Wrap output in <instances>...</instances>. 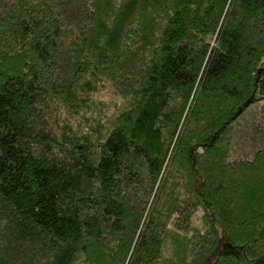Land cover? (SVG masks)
I'll list each match as a JSON object with an SVG mask.
<instances>
[{
  "label": "trees",
  "instance_id": "16d2710c",
  "mask_svg": "<svg viewBox=\"0 0 264 264\" xmlns=\"http://www.w3.org/2000/svg\"><path fill=\"white\" fill-rule=\"evenodd\" d=\"M264 0H0V264H264Z\"/></svg>",
  "mask_w": 264,
  "mask_h": 264
},
{
  "label": "rangeland",
  "instance_id": "374dc122",
  "mask_svg": "<svg viewBox=\"0 0 264 264\" xmlns=\"http://www.w3.org/2000/svg\"><path fill=\"white\" fill-rule=\"evenodd\" d=\"M263 103L253 105L235 123V136L229 160L250 161L255 154L264 151Z\"/></svg>",
  "mask_w": 264,
  "mask_h": 264
}]
</instances>
